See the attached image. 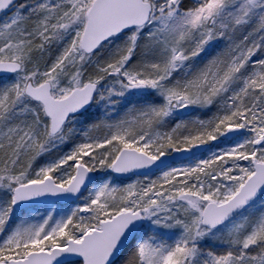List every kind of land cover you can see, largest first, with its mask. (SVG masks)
<instances>
[{
    "label": "snow or ice",
    "instance_id": "1",
    "mask_svg": "<svg viewBox=\"0 0 264 264\" xmlns=\"http://www.w3.org/2000/svg\"><path fill=\"white\" fill-rule=\"evenodd\" d=\"M0 264H264V0H0Z\"/></svg>",
    "mask_w": 264,
    "mask_h": 264
}]
</instances>
